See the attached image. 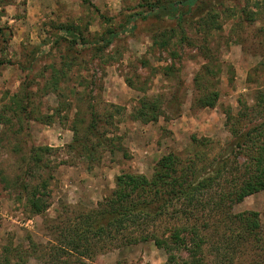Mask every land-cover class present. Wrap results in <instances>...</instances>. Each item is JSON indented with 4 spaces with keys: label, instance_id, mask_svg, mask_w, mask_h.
<instances>
[{
    "label": "rangeland",
    "instance_id": "rangeland-1",
    "mask_svg": "<svg viewBox=\"0 0 264 264\" xmlns=\"http://www.w3.org/2000/svg\"><path fill=\"white\" fill-rule=\"evenodd\" d=\"M90 2L11 0L3 9L4 15L0 19L3 30L0 33V113L4 104L9 103L10 95L26 83L34 91L35 107L31 115L35 119L20 123L14 119L13 125L0 121V264L19 263L24 259L23 264H41L38 254L42 251L29 249V238L41 244L53 238L48 225L54 224L48 218L64 216L65 204L80 211L96 207L115 188L116 177L123 172L151 176L164 154L193 151L194 135L206 142L200 147L209 160L213 159L227 149L233 138L226 125L227 109L235 116L242 112L240 121L233 119L232 123L235 121L243 129L264 122L263 113L247 108L254 105L255 92L264 89V69L259 64L262 57L256 49L260 46L258 37L264 45V0H202L186 17V22L193 24L212 11L219 15L222 28L212 29L208 38L210 46L218 50L216 60L220 70L212 77V86L204 82L210 89L219 91L214 108L194 106V97L199 91L194 76L207 60L200 53L199 44H202L204 32H196L197 25L189 27L190 24L185 23L186 35L192 41L181 42L183 33H176L168 49L161 50L153 47L154 30L177 26L175 19L138 18L131 29V25H123L125 17L143 10L139 6L143 0ZM243 10L257 12L256 21L244 19L242 25H236ZM62 23L79 26L86 40H97L112 28L119 35L104 51L91 46L76 47L80 51L78 61L72 69L66 70L68 80L61 81L59 90L54 91L47 86L51 66L60 67L69 42L68 39L59 44L54 41L62 36L70 39L69 34L57 27ZM259 27L263 31H259ZM125 28L129 30L125 31ZM32 57L35 60L30 64ZM7 59L11 62L7 63ZM1 60L5 62L1 63ZM21 63L26 66L24 69L19 67ZM171 65L174 74L166 75L165 69ZM128 79L135 87L141 86L145 90L131 87ZM174 91L182 100L177 116H174L177 111L167 106ZM8 92L10 94L6 95ZM82 93L87 98H80ZM145 94L164 99L165 115L157 121L143 123L131 117L139 98ZM82 99L84 102H80ZM89 101L97 104L102 113L108 108L113 112L109 104L123 107L115 115V123L106 124L105 128L110 134L119 136L115 152L102 150L100 163L91 170H87V163L62 149L74 134L71 122L76 106L81 104L84 109ZM67 104H73V107ZM7 114L11 115L10 112ZM31 144L60 148L48 159L53 175L48 187L51 205L43 215L30 213L25 198L20 199L22 188L15 183L25 166L23 154L28 152ZM233 210H257L264 222V190L246 196L234 205ZM20 246L23 251L29 250L27 255H22H25L23 260H20V253L12 251ZM187 259L190 258L185 252H178L176 260L169 261L165 250L150 240L119 246L108 244L103 252L87 260V264H185Z\"/></svg>",
    "mask_w": 264,
    "mask_h": 264
},
{
    "label": "trees",
    "instance_id": "trees-1",
    "mask_svg": "<svg viewBox=\"0 0 264 264\" xmlns=\"http://www.w3.org/2000/svg\"><path fill=\"white\" fill-rule=\"evenodd\" d=\"M201 1L143 0L139 6L144 9L127 15L123 25H131L133 29L138 18L175 19L177 26L156 28L152 36L153 47L166 50L176 33H183L181 42L192 41L185 32V23L190 24L186 22V17ZM10 2L0 0V19L4 15V7ZM82 2L91 3L90 0ZM243 11L245 17H242L244 13L239 16L236 25H242L244 19L256 21L257 12ZM218 18V13L212 11L202 16L198 23L189 26L197 25L196 32H204L202 44L199 45L200 53L207 59L194 76L196 89L199 90L194 97V106L214 108L219 100V91L210 89L204 83L206 81L212 86V77L217 76L220 70L216 60L218 50L210 46L208 38L212 29L222 28ZM57 27L69 34L70 39L62 36L54 41L58 44L63 39L69 41L62 54L60 67L55 64L51 66L52 73L47 86L54 91L59 90L61 81L68 80L66 70L72 69L78 61L80 51L76 47L91 46L104 51L119 35L112 28L97 40H86L81 28L75 24L62 23ZM259 28V31H263L262 27ZM128 30L125 28V31ZM0 33H3L1 28ZM241 41L245 40L242 38ZM258 41L260 46L255 48L262 57L259 64L264 69V45L260 44V37ZM34 60L32 57L30 64ZM6 62L10 63L11 60L7 59ZM19 65L21 69L26 67L22 63ZM165 74H174L172 65L166 67ZM127 82L135 87L132 80L128 79ZM135 88L145 90L137 85ZM177 93L174 91L167 104L170 110L177 111L174 116L180 115L182 105L181 96ZM33 95L29 84L23 83L20 90L10 95L9 103L4 104L0 121L13 125L14 119L19 123L35 119L31 115L35 107ZM81 97L87 98L83 93ZM163 100L161 96H141L132 112V119L143 123L157 121L161 115H165ZM67 106L71 108L73 104ZM82 107L81 104L76 106L75 117L71 122L74 134L62 149L87 163V170H91L100 163L102 150L115 152L119 136L110 134L105 128L106 124L115 123V115L123 107L109 104L113 112L108 108L105 113L100 112L98 105L90 101L84 109ZM247 108L264 114V89L255 92L254 105ZM225 113L226 125L233 138L227 149L213 159L209 160L208 154L200 147L206 142L194 135L193 151L187 154L174 151L164 154L151 176L132 172L118 175L115 188L96 207L80 211L65 204L64 216L48 218L55 225H48L53 238L41 244L30 237L29 249L42 251L38 254L41 264H87V260L103 252L108 244L119 246L151 240L158 248L165 250L169 261H175L178 252H185L190 258L185 264H264V222L260 212L233 210L234 205L242 202L246 196L264 190V122L253 123L243 129L235 122L240 121L242 112L235 116L227 109ZM58 150L60 148L47 144H31L28 152L23 154L22 164L25 166L21 168V175L15 183L18 188H22L20 199L25 198L26 207L33 215L45 214L51 205L48 187L53 175L48 159L53 151ZM12 251L22 256L24 253L27 255L29 250L23 251L20 246ZM24 260L14 264H23L26 262Z\"/></svg>",
    "mask_w": 264,
    "mask_h": 264
}]
</instances>
